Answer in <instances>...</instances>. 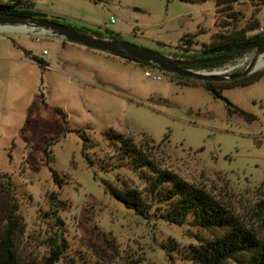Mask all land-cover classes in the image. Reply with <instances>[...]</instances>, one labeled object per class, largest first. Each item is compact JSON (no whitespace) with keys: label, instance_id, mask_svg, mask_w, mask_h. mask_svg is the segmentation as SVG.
Returning a JSON list of instances; mask_svg holds the SVG:
<instances>
[{"label":"rangeland","instance_id":"374dc122","mask_svg":"<svg viewBox=\"0 0 264 264\" xmlns=\"http://www.w3.org/2000/svg\"><path fill=\"white\" fill-rule=\"evenodd\" d=\"M22 1L42 19L171 58L201 55L203 43L228 28L220 25L214 0ZM233 9L241 14L237 27L253 18L262 22L264 4L239 0ZM254 53L247 48L215 68L193 70L240 72ZM260 60L264 55L256 71L264 70ZM220 92L230 104L202 83L182 82L158 67L20 25L0 27V172L17 187L23 251L36 259L47 254L44 240L58 230L55 216L47 215L48 194L56 192L66 203L58 215L74 264H198L185 250L219 231L145 219L116 199L108 185L120 184L117 178L144 184L127 167L102 168L115 152L109 130L206 190L264 240V75Z\"/></svg>","mask_w":264,"mask_h":264},{"label":"trees","instance_id":"16d2710c","mask_svg":"<svg viewBox=\"0 0 264 264\" xmlns=\"http://www.w3.org/2000/svg\"><path fill=\"white\" fill-rule=\"evenodd\" d=\"M238 1L214 0L215 11L221 14L218 19H222L225 23L220 25L228 28L214 34L208 43H203L201 55L190 56L189 59L205 60L229 55L233 57L247 50L244 48L247 44L264 38V14L262 22L253 18L242 27L236 26L241 14L233 9V5ZM245 1L253 5L264 4V0ZM2 12L42 17L32 9L30 3L22 0L0 2V13ZM110 38L118 39L113 36ZM192 42L190 36L183 39V43L187 45L186 49H189ZM120 57L158 67L128 56ZM228 59L230 58L204 61L183 67L215 68ZM37 62L42 64L40 61ZM168 73L185 83L200 82L213 97L223 99L230 104L220 91L226 87L253 83L264 75V70L255 71L239 79L225 81H200L188 76ZM232 110L248 120L253 119L252 115L240 108L233 107ZM107 136L115 147V152L112 157L102 160V168L109 171L127 167L137 173L144 184L143 188H138L117 178L120 184L108 185L116 199L145 219L157 216L179 226L188 225L197 229L219 231L213 238L197 237L199 243L189 244L185 250L186 259L198 264H264V240L258 238L252 229L240 222L219 200L203 188L182 179L175 172L161 167L147 150L138 146L131 137L112 130L107 132ZM87 145L90 144H84L83 148ZM53 175L57 181L60 180L56 172H53ZM48 198L51 212L47 215L55 216L58 230L53 231L44 240L47 254L41 259H36L32 254L25 253L21 246L26 225L19 213L17 187L7 174L0 172V264H57L65 258L64 264H74L73 258L66 256L68 241L63 236L61 228L63 221L58 215L59 208H64L66 203L58 199L56 192H50Z\"/></svg>","mask_w":264,"mask_h":264},{"label":"water","instance_id":"95a60500","mask_svg":"<svg viewBox=\"0 0 264 264\" xmlns=\"http://www.w3.org/2000/svg\"><path fill=\"white\" fill-rule=\"evenodd\" d=\"M7 25H20V28L26 32L36 30L44 34L57 35L65 38L66 40L82 44L92 49L106 51L118 56H128L142 62L156 65L164 71L188 76L200 81H225L246 77L257 70L255 67L256 60L258 56L264 55V38H262L255 40L244 47L255 50L253 57L244 70L237 73H229L227 71L203 72L185 68L183 66L202 63L204 61L208 62L231 58L232 56H221L205 60L171 58L170 56L163 55L159 52L152 51L123 40L86 33L63 24L34 16H20L2 12L0 13V27Z\"/></svg>","mask_w":264,"mask_h":264},{"label":"built area","instance_id":"2783aa9c","mask_svg":"<svg viewBox=\"0 0 264 264\" xmlns=\"http://www.w3.org/2000/svg\"><path fill=\"white\" fill-rule=\"evenodd\" d=\"M29 32H35V33H40L36 30H31ZM145 76L147 77H150L151 79H154V80H158V79H161V75L160 74H153L152 72L150 71H145Z\"/></svg>","mask_w":264,"mask_h":264},{"label":"bare ground","instance_id":"6f19581e","mask_svg":"<svg viewBox=\"0 0 264 264\" xmlns=\"http://www.w3.org/2000/svg\"><path fill=\"white\" fill-rule=\"evenodd\" d=\"M258 66H262V65H264V60H260L259 62H258V64H257ZM255 67H256V64H255ZM257 68V67H256Z\"/></svg>","mask_w":264,"mask_h":264},{"label":"flooded vegetation","instance_id":"af4514ba","mask_svg":"<svg viewBox=\"0 0 264 264\" xmlns=\"http://www.w3.org/2000/svg\"><path fill=\"white\" fill-rule=\"evenodd\" d=\"M13 14V13H12ZM15 15H20V14H15ZM20 16H25V15H20ZM37 18H39V17H37ZM185 66V65H184Z\"/></svg>","mask_w":264,"mask_h":264}]
</instances>
